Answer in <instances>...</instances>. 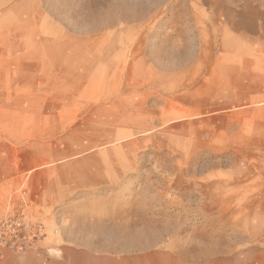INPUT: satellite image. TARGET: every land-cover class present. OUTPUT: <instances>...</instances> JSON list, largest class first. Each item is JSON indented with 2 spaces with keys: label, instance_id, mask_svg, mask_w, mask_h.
Wrapping results in <instances>:
<instances>
[{
  "label": "rangeland",
  "instance_id": "1",
  "mask_svg": "<svg viewBox=\"0 0 264 264\" xmlns=\"http://www.w3.org/2000/svg\"><path fill=\"white\" fill-rule=\"evenodd\" d=\"M8 220L0 264H264V0H0Z\"/></svg>",
  "mask_w": 264,
  "mask_h": 264
},
{
  "label": "built area",
  "instance_id": "2",
  "mask_svg": "<svg viewBox=\"0 0 264 264\" xmlns=\"http://www.w3.org/2000/svg\"><path fill=\"white\" fill-rule=\"evenodd\" d=\"M7 218H19V217H16V216H11V217H7ZM10 221H13V220H10ZM9 220L8 221H4L2 222V224L0 225V236L9 230V233L13 234L14 238H18V229H14V222H10ZM13 242V241H12Z\"/></svg>",
  "mask_w": 264,
  "mask_h": 264
},
{
  "label": "bare ground",
  "instance_id": "3",
  "mask_svg": "<svg viewBox=\"0 0 264 264\" xmlns=\"http://www.w3.org/2000/svg\"><path fill=\"white\" fill-rule=\"evenodd\" d=\"M109 241H113V238H109Z\"/></svg>",
  "mask_w": 264,
  "mask_h": 264
}]
</instances>
